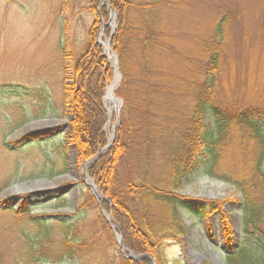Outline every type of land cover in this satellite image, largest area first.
I'll list each match as a JSON object with an SVG mask.
<instances>
[{"label": "rangeland", "instance_id": "1", "mask_svg": "<svg viewBox=\"0 0 264 264\" xmlns=\"http://www.w3.org/2000/svg\"><path fill=\"white\" fill-rule=\"evenodd\" d=\"M106 1L115 12L114 21L110 9L102 7V0H0V254L5 264H14L19 235L34 232L31 217L64 215L65 220L74 222V215L90 192L86 168L100 157H118L117 185L143 180L147 164L154 178L166 182L169 165H165L161 150L173 140L182 149L189 146L192 138L183 127H193L189 118L199 95L208 91L215 105L247 101L264 104V0H129L134 6H143L131 12L128 4L131 23L124 35L122 32L117 51L114 41L119 15ZM149 4H154L153 8H147ZM146 16L152 20L146 22ZM224 18L220 65L214 86L208 89L205 52ZM95 27L99 33L96 43L109 67L106 70L105 65L102 72L103 77L107 74L103 99L107 145L96 160L80 165L67 143L71 116L64 106L63 66L66 62L75 65L88 51ZM104 31L111 55L99 44ZM146 40L152 45L147 47ZM121 50L126 52L124 89L118 55ZM116 63L121 80L114 96L123 102L119 116L116 112L110 115L105 100L106 89L115 82ZM124 97L129 99L130 114L128 123L120 128L126 153L120 145L124 155L119 157L116 137ZM147 106H151V119L158 129L148 125ZM204 122L212 127L210 114ZM115 126V139L109 145ZM174 128L179 133L172 136ZM233 137L235 143L249 145L254 158L243 155L232 163L252 169L260 159L264 171V145L253 141L248 132ZM146 140L152 142L150 147ZM257 189L260 193L255 203L264 210V185ZM180 194L205 203L228 200L224 212L231 217L233 237L227 239L219 212L203 215L197 204L180 208L188 234L181 241L163 243L164 264H225L230 249H244L252 257L264 259V239L246 229L249 213L235 186L209 177L205 168H200L183 178ZM105 200L112 202L111 198ZM129 201L142 221L141 201ZM106 213L115 223L114 231L108 227L110 233L116 243L117 236L124 243L112 210ZM98 216V208H86L81 215L93 231ZM258 225L264 231V221ZM100 253L109 257L114 252L108 244H102ZM149 257L151 264V258L156 262L154 256Z\"/></svg>", "mask_w": 264, "mask_h": 264}, {"label": "trees", "instance_id": "2", "mask_svg": "<svg viewBox=\"0 0 264 264\" xmlns=\"http://www.w3.org/2000/svg\"><path fill=\"white\" fill-rule=\"evenodd\" d=\"M119 15V29L114 41L115 50L120 49L121 34L126 31L130 22L129 10L132 12L141 6H134L129 0H109ZM154 4L146 5L153 8ZM98 6V5H97ZM152 11V9H149ZM146 22L152 20L146 16ZM226 20L216 28V34L206 50L207 76L210 81L208 89L214 86L215 72L218 71L221 60V46L223 39L222 27ZM96 27L91 32V41L88 51L81 55L75 65L64 64L63 94L64 106L71 116V132L68 137V146L75 153L78 164L83 165L89 160L98 157L100 151L107 145V135L104 127L107 122V113L103 106L106 81L102 72L109 69L107 59L99 45ZM147 47L152 45L146 40ZM119 66L123 76L122 88H126V52L119 51ZM146 55L149 58L148 52ZM106 70H104V66ZM150 66H147L149 69ZM110 80V76H108ZM71 80V82H70ZM151 91V89H149ZM151 106H147L146 115L149 127H159L151 119ZM142 113V112H139ZM130 114L129 99L124 97V107L121 111V126L128 123ZM212 118V127L205 124L206 115ZM189 124L183 127L185 133L191 135L188 147L180 148L173 140L161 150L165 165L169 172L165 176L166 182L160 178H154L151 169L148 168L143 180L135 183L129 181L124 185H117L116 167L118 157L106 155L100 157L95 163L86 168L87 175L92 179L104 198H111V203L103 202L105 211L112 210L116 224L124 236L125 247L137 255H152L157 264H164L162 260V247L165 241L184 239L188 234V228L183 223L180 208H191L197 204L201 213L219 212L225 225V235L232 240L231 217L224 208L229 202H202L191 200L180 194L183 178L205 168L209 177L227 182L235 186L244 198L245 211L249 213L245 219V227L249 233L264 239V231L258 224L264 221V210L258 208L255 203L256 190L264 185V171L261 160L257 165L248 169L232 163V160L240 159L243 155L254 158L249 152V145L244 141L235 143L233 135L239 132H248L251 139L264 145V104L256 102H226L224 105H215L210 100V93L199 95L196 107L189 118ZM190 126V127H189ZM131 128V125L129 126ZM124 128V126H123ZM129 128V130H130ZM133 129V128H132ZM131 131V130H130ZM150 136L151 130L147 128ZM123 129L117 131V151L119 157L126 153L123 143ZM179 133L178 128L173 129V135ZM171 136V137H172ZM149 144L152 142L146 140ZM120 145L123 148H120ZM238 146V147H235ZM231 149V151H230ZM234 151V152H233ZM171 152V153H170ZM231 152V154H229ZM230 155V157H229ZM165 175V174H163ZM135 199L141 201L142 221L135 215V210L129 205ZM86 208L97 209V204L91 194L87 193L86 199L79 206L78 212L72 221L64 219V215L51 217H31L30 224L34 232L21 233L20 241L16 247L17 257L14 264H151L147 258L140 261L127 260L118 250V246L108 225L100 214L95 222V230L86 225L85 217H81ZM102 244H108L111 253L109 257L102 256L100 249ZM264 249V243H263ZM118 250V252H117ZM244 249L227 250L225 264H264V259H257ZM0 264H5L0 254Z\"/></svg>", "mask_w": 264, "mask_h": 264}, {"label": "water", "instance_id": "3", "mask_svg": "<svg viewBox=\"0 0 264 264\" xmlns=\"http://www.w3.org/2000/svg\"><path fill=\"white\" fill-rule=\"evenodd\" d=\"M102 1H103V3H102V7L106 6L107 8L110 9V12H111V15H112L111 20L114 21L115 18H116L115 12L109 7V5L107 4V1H106V0H102ZM112 21H111V22H112ZM99 44H100L101 46H104V47H105V50H106L107 53H110V52H111V50H110V48H109V44H110V42H108V44L104 45V44L101 42V38H100V39H99ZM114 58L116 59L115 56H114ZM116 60H117V59H116ZM116 68H117V69H116V70H117V74H116V76H115V79H116V82L118 83V82H120V80H121V75H120V73H118V66H117V63H116ZM108 93H109V89L107 88V89H106L105 100H106V99H109V98H108ZM111 100H112V102H113L114 105H115V108H116V114H117V116H119V114H120V108H121V106H122V100H121V99H118V98H116V97H112ZM118 123H119V120H118ZM116 127H117V126L114 127L113 136H112V139L110 140L109 145L114 141V138H115V128H116ZM84 168H85V166H84ZM88 181H89V182H88ZM85 182H86V181H85ZM86 185H87V187L90 189V191L92 192V194H93V196H94V198H95V200H96V202H97V204H98V206H99V209H100V212H101L102 216H103L104 219L107 221V223L109 224L110 228L114 231L115 223H114V221H113L110 217L107 216V213L103 210V208H102V204H101V201L103 200V198L100 197L99 192H98V190H97V188H96V186H95L94 181H91L90 179H87V183H86ZM116 240H117V245H118V247H119V249H120V252L123 254V256H124L125 258H127V259H132V260H135V261H138V260H141V259H144V258H150V257H148V256H138V255H135V254H133V253H130L129 251H126V250H125L124 243H123V240H122V237L117 236V237H116ZM151 260H152V263L155 264V261H154L152 258H151Z\"/></svg>", "mask_w": 264, "mask_h": 264}, {"label": "bare ground", "instance_id": "4", "mask_svg": "<svg viewBox=\"0 0 264 264\" xmlns=\"http://www.w3.org/2000/svg\"><path fill=\"white\" fill-rule=\"evenodd\" d=\"M104 28L107 27L106 25L103 26ZM101 38V42L106 45L107 44V39L105 38V31H104V36H100L99 39ZM105 39V40H104ZM109 55H111V53H109ZM117 83H114L113 85L109 86V93H108V98L106 100V102L108 103V112L110 113V115H112L114 112H116V108L114 103L112 102L111 98L114 96L113 91H115L116 85ZM106 105V104H105ZM114 108V109H113Z\"/></svg>", "mask_w": 264, "mask_h": 264}]
</instances>
